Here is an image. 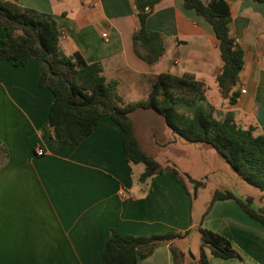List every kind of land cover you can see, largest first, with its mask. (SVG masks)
I'll return each mask as SVG.
<instances>
[{
    "label": "crops",
    "instance_id": "obj_1",
    "mask_svg": "<svg viewBox=\"0 0 264 264\" xmlns=\"http://www.w3.org/2000/svg\"><path fill=\"white\" fill-rule=\"evenodd\" d=\"M10 1L53 15L63 53L99 64L105 82L116 83L125 104L145 100L161 73L188 75L203 84L201 105L215 118L230 114L237 126L264 137L263 3L224 0L229 34L243 52V68L223 96L215 81L223 66L219 41L182 0H159L146 18V30L159 33L165 46L164 56L151 66L132 48L137 29L133 0ZM4 38L0 27V41ZM38 75L33 59L21 67L0 61V264H101L112 231L134 237L175 233L179 237L137 264H173L169 245L184 264L187 251L199 247L197 228L223 236L242 257L220 259L204 249L208 264H264V227L234 201H215L199 223L204 209L194 215L192 198L206 181L192 180L176 167V157L189 159L190 146L157 114L138 109L128 118L140 148L162 167L175 168L184 188L165 172L140 182L144 166L126 160L121 129L108 117L77 145L51 139L53 96L37 86ZM233 92L237 98L229 104ZM168 137L173 145L165 144ZM154 141L158 150L178 154H163L160 162L153 154ZM36 150L42 155L36 156Z\"/></svg>",
    "mask_w": 264,
    "mask_h": 264
},
{
    "label": "trees",
    "instance_id": "obj_2",
    "mask_svg": "<svg viewBox=\"0 0 264 264\" xmlns=\"http://www.w3.org/2000/svg\"><path fill=\"white\" fill-rule=\"evenodd\" d=\"M182 1L185 9L193 10L212 27L219 41L223 66L215 81L219 92L225 96L236 85L243 68V52L233 44L229 34L228 6L224 0H211L207 4L200 0ZM248 1L264 4V0ZM158 2L133 0L137 29L132 34V48L150 66L165 54L162 36L145 28L146 18ZM0 27L5 32V38L0 41V61L21 67L33 59L39 69L37 86L47 89L53 96L48 122L50 137L54 141L67 146L77 145L92 133L102 117H108L121 129L126 160L144 166L140 182L165 172L184 188L175 168L162 167L139 146L128 115L138 109L150 110L183 141L210 146L239 179L262 194L260 200L264 198V137L254 135L253 128L237 126L230 114L215 118L212 110L201 105L205 99L203 84L191 76L161 73L152 83L145 100L125 104L117 93L116 83L105 82L99 64H87L77 54L67 56L63 53L59 45L61 33L50 13L0 0ZM236 98L237 93L230 94L229 104H233ZM115 112L123 113L126 119L116 117ZM221 200L235 201L246 215L264 227L262 206L254 207L252 201L248 204L231 191H215L210 205ZM198 233L200 251L196 264H208L204 249L220 259L241 260L240 254L223 236L202 228ZM177 237L172 232L134 237L112 231L104 244L101 264H137L149 257L155 248ZM169 248L173 264H179V253L171 245Z\"/></svg>",
    "mask_w": 264,
    "mask_h": 264
},
{
    "label": "rangeland",
    "instance_id": "obj_3",
    "mask_svg": "<svg viewBox=\"0 0 264 264\" xmlns=\"http://www.w3.org/2000/svg\"><path fill=\"white\" fill-rule=\"evenodd\" d=\"M202 106L206 107V104H203ZM140 133H142L141 130ZM171 141V138L168 137L165 144L173 145ZM154 142L155 144L153 146L156 147V150H153V154H156V157L160 162L164 161L163 154H178L172 153L171 151H168V153H166V151L158 150L157 148H159V143H157L156 141ZM183 142L190 146V150L186 153L190 154V157L189 159H185L183 157H176V159L180 162L178 166L176 165V167L181 171L184 176L192 180L198 181V179L203 178L206 181L204 182L205 187L198 189L196 193V199L193 197L194 190H192L191 192V196L193 197L192 202L194 215H196L198 211L201 212L204 209L199 219V223L202 222V218L210 211L211 206L213 204L212 203L210 205V201L215 191H231L237 197L244 198V201L248 204L250 203V201H253L254 207H260L261 204L262 209L264 211V198L260 200L262 194L253 187L247 185L241 179H239L236 174L231 170V168L227 165L224 159H222V157L218 155L212 148L205 149L203 147L205 145L187 143L185 141ZM210 154L215 155L213 156ZM232 176H234V178H236L238 181H235ZM199 229L200 228H197L196 230L197 234ZM199 251L200 243L198 248L192 247L191 251H187L188 257L186 258L184 264H189L188 262L190 261L191 263L196 264L195 262L199 259ZM180 259L181 258L179 255V264H181Z\"/></svg>",
    "mask_w": 264,
    "mask_h": 264
},
{
    "label": "water",
    "instance_id": "obj_4",
    "mask_svg": "<svg viewBox=\"0 0 264 264\" xmlns=\"http://www.w3.org/2000/svg\"><path fill=\"white\" fill-rule=\"evenodd\" d=\"M114 115L122 120L126 119V116L123 113L115 112Z\"/></svg>",
    "mask_w": 264,
    "mask_h": 264
},
{
    "label": "built area",
    "instance_id": "obj_5",
    "mask_svg": "<svg viewBox=\"0 0 264 264\" xmlns=\"http://www.w3.org/2000/svg\"><path fill=\"white\" fill-rule=\"evenodd\" d=\"M241 93H245V91L242 90ZM35 154H36V156H41L42 155V151L41 150H36Z\"/></svg>",
    "mask_w": 264,
    "mask_h": 264
}]
</instances>
